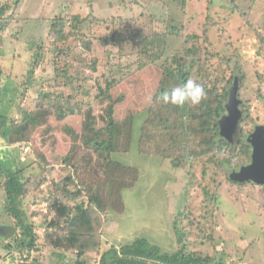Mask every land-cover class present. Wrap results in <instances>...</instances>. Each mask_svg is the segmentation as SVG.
I'll use <instances>...</instances> for the list:
<instances>
[{
  "label": "rangeland",
  "instance_id": "obj_1",
  "mask_svg": "<svg viewBox=\"0 0 264 264\" xmlns=\"http://www.w3.org/2000/svg\"><path fill=\"white\" fill-rule=\"evenodd\" d=\"M8 1L10 0H0V6ZM158 1L134 0L133 5H129V0H23L15 19L3 33L0 43L1 65L5 77L8 78L5 79V82H8L5 84L0 104L3 112L1 113L3 117H0V127L6 126L7 130L9 129L6 137L0 133V158L9 155L11 159L0 173L2 176L0 187L7 178L20 172L19 176L25 182L28 191V200L23 202L20 210L30 218L29 221L42 239L49 229L48 222L57 217L53 211L50 212L45 193H49L50 190L55 193L57 187L67 189L70 182L66 181L71 178L75 183L71 186L74 193L78 189L85 191L84 195L75 197L76 202L79 203L81 198L86 197L87 189L99 182L102 185L109 184L106 192L101 193L104 204L109 206L108 203L113 202L121 207L116 225L115 222L105 219L104 225L100 224L101 253L114 245L119 246L144 239L149 244L163 248L162 253L172 254L177 250L172 234L173 221L177 219L180 222L177 225L178 234L188 233L185 244L189 246L190 252L195 251L200 257L209 258L212 264H233V261L264 264V186L233 185L219 174L217 167L207 164L206 160L190 162L188 151L180 142L179 133L172 134L175 142H179V148L176 150L166 134L162 133L164 130L156 120L155 114L150 111L153 120L149 119L151 121L149 122L148 114L143 116L139 113L148 110L155 102L163 78V72L159 69L161 62L138 71L140 61L138 62L136 52L141 48L140 42L139 45L135 41L123 47L122 52L113 48L115 57L110 62L111 68L104 71L101 68L102 73L96 74L98 79L104 76V87L106 79L115 78V86L109 93L113 94L115 99L120 95L124 97L123 102L115 108V121L124 123L130 120L132 115H136L131 146L126 135L115 146L118 152L116 158L122 164L121 169L115 174L117 180H114L113 172L105 174L101 167L96 166L99 165L98 162L102 163L99 160L102 153L89 148L85 143L94 138V128L101 129L106 125L107 100H97L89 109L73 113L63 120H59L58 114L52 111L50 114L39 116L38 122L29 123V130L17 132L18 126L25 121L27 115L38 114L41 105L47 103V99L44 98L45 91L53 89L47 86L46 81L54 78L53 42L57 39L51 34L50 25L55 18L80 15L96 20H108L123 17L130 21L124 20L121 26L112 27L108 34L126 26L128 40L139 37L137 30L144 36L153 31L163 35L168 4ZM166 1L171 5L172 0ZM241 1L247 4H241ZM237 6L240 11L234 12L232 7ZM174 10L176 11L175 8ZM187 11L190 14L184 18L183 26L190 27L187 24L189 17L194 18L195 29L199 24H201L199 27H202L208 17L214 18L230 32L235 40L234 48L242 47L244 58L249 59L251 65L254 64L255 69L248 72L252 82L251 90L241 101L247 108L245 113L242 111L244 120L248 123L252 122L250 126L255 129L264 121V98L256 96L258 92L264 94V84L261 90L259 89V74L264 77V43L263 53L259 51L258 56L256 51L260 48V43L255 35L247 33L244 19L247 18L263 34L264 0H189ZM176 13L177 18L185 16L180 12ZM138 15L140 22L135 20ZM151 16L155 20H152ZM103 25L94 29L96 37H102L107 32ZM85 34L90 35L87 32ZM213 34L216 47L223 50L224 48L222 49L218 43V36L216 33ZM162 35L153 41L154 44L147 46L148 44L142 40L141 45L146 48L156 46L159 51L163 43ZM224 36L228 37L226 34ZM80 39L81 37L78 40L79 46ZM98 40L96 49L101 50L102 43ZM40 46L46 58L34 70L32 68L34 56ZM61 46L64 49L69 47L73 49H70L68 56L70 63L76 66L88 63V58L82 50L74 49L72 38L67 43H61ZM232 50L233 47L229 52ZM168 51L167 55H170L172 51ZM85 70L86 73H90L86 65ZM32 71L34 75L30 76ZM109 71L110 74H106ZM130 74L133 75L127 77ZM65 93L70 94L72 91ZM181 120L176 121L181 122ZM174 132L183 133L181 126L179 125V129ZM123 133L125 134L126 131L123 130ZM103 138L102 135L101 139ZM163 147H167L166 151H169L171 156L181 159L179 165L187 173L190 172L191 176L189 180L187 179V196H189L187 201H190L189 204L194 207L192 209L194 216L192 214L188 216L190 212L187 211L188 214L185 216L172 217L168 212L167 200L162 191L160 192L162 172L157 162L163 154L161 151ZM86 155H89V158ZM35 176L41 178L36 179ZM127 184L128 187L124 190ZM2 190L0 189V216L4 215V206H6L5 192ZM205 191L211 195L209 199L211 204L207 201ZM98 195L100 196L99 193ZM215 195L220 199H216ZM105 216L106 214L102 217ZM193 218L195 220H192ZM1 222L0 264H32L33 258L27 260L26 256L11 246V250L4 247L14 244L16 235L20 233L16 227L17 221L8 217ZM203 225L209 230L215 227V230H212L213 241L206 238L209 232L204 229L203 233ZM50 230L56 231V229ZM35 257L42 258V252L39 250ZM67 257L72 258L69 255Z\"/></svg>",
  "mask_w": 264,
  "mask_h": 264
},
{
  "label": "trees",
  "instance_id": "obj_2",
  "mask_svg": "<svg viewBox=\"0 0 264 264\" xmlns=\"http://www.w3.org/2000/svg\"><path fill=\"white\" fill-rule=\"evenodd\" d=\"M133 1L129 0V5H133ZM22 2L23 0H10L0 6V43L3 39V33L8 30L11 22L15 19L16 12ZM158 2L168 4L166 7L167 16L164 18L165 29L163 30V35L153 31V33L151 32L149 35L144 36L141 31L137 30L139 37L132 40L127 39L128 28L126 26L124 29L120 27L118 31L115 29V31L108 34L112 27L121 26L124 20L130 21V19L117 17L108 20H96L80 15L55 18L50 25L51 34L57 39L53 42V66L55 71L54 78L46 81L47 86L53 89L45 91L44 98L47 99V103L41 105L38 114L31 113L27 115L25 121L18 126L17 132L29 130V123L38 122L39 116L50 114L52 111L58 114L57 118L59 120H63L69 118L73 113L89 109L97 100H107L106 125L101 129H96L92 126L95 132L94 138L87 140L85 143L89 148L96 149L97 152L100 151L102 153L99 157L102 163L98 162L97 164L99 165L96 166L101 167L105 174L113 172L114 180H117L115 174L117 170L121 169L122 164L116 158L118 152L115 146H117L120 139H123L124 135L128 137L131 146L133 122L136 115H132V118L124 123L115 121V108L119 103L123 102L124 97L120 95L115 99L113 94L109 93L115 86V78L106 79L104 87V76L98 79L96 74L102 73L100 72L101 68H103V71L111 68L110 62L115 57L113 48H117L119 52H122L123 47H127L136 41V44L140 42V45H138L141 46L140 50L136 52L138 53V62L140 61L138 71L161 62L159 69L163 72V78L156 97L164 90L182 84L188 78L202 83L207 92V99L198 107L185 105L183 108H179L171 105L164 106L163 104L158 106L155 99V102L148 110L146 109L139 113H142L143 116L148 114L149 117L147 119L149 121V119L153 120L150 116L151 112H153L157 117L158 123L162 125L161 127L164 130L162 133L166 134V137L172 142V147L176 148V150L179 148V142H175V137L172 134L179 133L180 142L186 147L190 162L206 160L207 164L217 167L219 174L233 185L245 186L253 184L251 182L239 183L231 179V173L234 170L237 171L241 166L250 163L251 147L247 138L254 130L250 126L252 122L248 123L244 118L241 121V139L238 149L234 153L230 151L229 143L220 137L219 122L227 114L226 104L229 101L232 88L237 87L239 100L244 99L248 94L247 92H250L252 82L248 72L255 69L253 68L254 64L251 65L250 60L244 58L242 47L234 48V38L226 27L222 26V23H218L214 18L208 17L202 27H199L201 25L199 24L195 29L194 18L189 17L187 24H189L191 30L183 26L184 18L190 14L187 11L189 0H172L171 5L166 0H159ZM240 3L247 4L245 1ZM232 10L236 12L240 11V8L238 6L232 7ZM176 12H180L185 16L177 18ZM150 18L155 20L152 16ZM135 20L140 22L139 15L135 17ZM133 23L137 24L136 22ZM101 25L105 27L107 32L102 37H96L94 29ZM244 28L249 35L257 37L260 48L256 53L259 56L260 53H263L264 33H260L247 18L244 19ZM85 32L92 37L86 35ZM213 33L218 36V43L222 49L224 48L223 50L216 47L212 37ZM224 34L228 37L225 38ZM161 35L163 43L159 51H157L156 46L146 48L141 45L143 44L141 43L142 40L148 44L147 46L154 44L155 42L153 41H156V38ZM79 37H81L80 46L78 45ZM70 38L73 39L74 49L82 50L86 58H88V63H85V65L89 68L90 73H86L83 63L82 66H76L68 61L69 52L72 48L64 49L61 43H67ZM97 39L102 43L101 50L96 49ZM176 46L180 47L176 48ZM232 47L233 50L229 52ZM41 48V46L38 48L39 51L34 56L32 65L34 70L46 58V54L42 52ZM168 50L172 51L170 55H167ZM1 57L0 53V104L4 95L5 84L8 82H5V79L7 80L8 78L5 77L4 68L1 65ZM106 74H110V71ZM33 75L34 71L30 73V76ZM259 84V89L261 90L264 84V77L260 74ZM59 90L62 91L59 92ZM66 91H72V93L67 94L65 93ZM256 96L264 98L263 92H258ZM242 105L240 109L245 113L247 110L246 105ZM1 113H3L2 109H0V117L2 116ZM178 119H182L181 122H177L176 120ZM178 123L183 133L174 132L179 129ZM13 127L15 128L14 125ZM123 130L126 131L125 134ZM8 132L9 129L7 130L6 126L0 127V133L4 137H6ZM102 135L104 136L103 139H101ZM166 149L167 147H163V150H161L163 154L157 162L162 172L160 180L162 188L160 192L162 191L167 200L168 212L172 217L185 216L188 214L187 211L190 212L188 216H191V214L194 216L192 210L194 207L189 204L190 201H187L189 197L187 196V179L189 180L191 176L190 172L187 173L179 165L181 164V159L174 158ZM221 151L226 154L222 156ZM86 156L89 158V155ZM19 175L20 172L18 175L14 173L0 187V189L4 190L6 199L5 213L0 216V224H2V219H7L8 217L17 221L16 227L20 230V233L16 235L14 244L4 247L11 250V246L21 252L23 256H26L27 260L33 258L32 264H212L209 258H202L195 251L190 252L189 246L185 244L188 233L178 234L177 225L180 222L177 219L173 221L172 233L177 250L172 252V254L162 253L163 248L149 244L144 239H137L119 246L114 245L111 249L101 253L100 226L104 225V219L106 221L109 220V222H115L116 225L117 218H119L118 213H121L120 206L113 202H109V206H107L101 199V193L106 192L107 185H109L107 183L103 185L99 182L94 183L89 190L87 189L86 197L81 198L79 203L76 202L75 197L84 195L85 191L78 189L74 193L71 186L75 183L71 178L66 181L67 183L70 182L67 189L57 187L55 193L51 192V190L49 193L46 192L45 200L49 203L50 212L53 211L57 217L55 220L48 222L47 226L49 229L46 231L45 238L42 239L35 231L34 225L29 221L30 218L27 217L25 212L20 210L23 202L28 200V191L26 190L25 182ZM34 178L40 179L41 177L35 176ZM127 187L128 184L124 186V190ZM205 193L207 194L208 203L211 204L209 202L211 195L208 194V191H205ZM215 196L216 199H220L218 195ZM104 214L106 216L103 218ZM192 220H195V218ZM50 229H56L57 232H51ZM204 229L209 232L206 238L213 241L214 232L212 230H215V227L209 230L203 225V233ZM39 250L42 252V258L35 257ZM67 255L72 258L69 259ZM233 264L240 263L233 261Z\"/></svg>",
  "mask_w": 264,
  "mask_h": 264
},
{
  "label": "water",
  "instance_id": "obj_3",
  "mask_svg": "<svg viewBox=\"0 0 264 264\" xmlns=\"http://www.w3.org/2000/svg\"><path fill=\"white\" fill-rule=\"evenodd\" d=\"M237 87L230 91L229 101L226 104L227 114L220 119V137L229 143L233 153L237 151L242 127L243 112L240 109L242 101L238 99ZM251 147V160L246 166L231 173V179L239 183L254 182L264 185V126H258L248 138Z\"/></svg>",
  "mask_w": 264,
  "mask_h": 264
},
{
  "label": "clouds",
  "instance_id": "obj_4",
  "mask_svg": "<svg viewBox=\"0 0 264 264\" xmlns=\"http://www.w3.org/2000/svg\"><path fill=\"white\" fill-rule=\"evenodd\" d=\"M207 99V92L202 83L197 82L195 79L188 78L182 84H178L171 89L164 90L156 97L157 103H162L164 106H174L183 108L185 105H189L191 107L200 106ZM258 126H264V124H260ZM255 129L253 130V132ZM249 138V136H248ZM247 138V141H248ZM224 151H221V155H225ZM251 182V181H250ZM255 186H264V185H256Z\"/></svg>",
  "mask_w": 264,
  "mask_h": 264
},
{
  "label": "crops",
  "instance_id": "obj_5",
  "mask_svg": "<svg viewBox=\"0 0 264 264\" xmlns=\"http://www.w3.org/2000/svg\"><path fill=\"white\" fill-rule=\"evenodd\" d=\"M126 4V3H125ZM124 5V4H123ZM125 6V5H124ZM11 161V159H10V157H9V155H5V157L4 158H0V173H1V171H2V169H3V167L4 166H6L7 164V162H10ZM12 172V171H11ZM13 173V172H12ZM2 178V176H0V179ZM3 191V190H2ZM4 192V191H3ZM4 198H5V195H4ZM5 201H6V199H5ZM4 201V202H5ZM3 202V203H4ZM187 238V237H186ZM249 263V262H248ZM240 264H246V262H241Z\"/></svg>",
  "mask_w": 264,
  "mask_h": 264
},
{
  "label": "flooded vegetation",
  "instance_id": "obj_6",
  "mask_svg": "<svg viewBox=\"0 0 264 264\" xmlns=\"http://www.w3.org/2000/svg\"><path fill=\"white\" fill-rule=\"evenodd\" d=\"M263 123H264V121H263ZM263 123H262V124H263ZM257 127H258V126H256L255 129H256ZM252 133H253V132H252ZM252 133H250L248 136L250 137V135H251Z\"/></svg>",
  "mask_w": 264,
  "mask_h": 264
}]
</instances>
